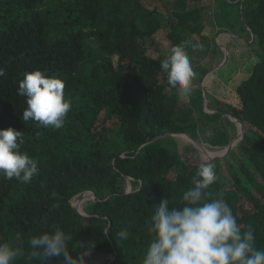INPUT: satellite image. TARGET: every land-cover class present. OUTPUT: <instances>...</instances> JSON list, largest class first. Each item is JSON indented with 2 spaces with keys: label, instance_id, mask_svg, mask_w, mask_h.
<instances>
[{
  "label": "trees",
  "instance_id": "16d2710c",
  "mask_svg": "<svg viewBox=\"0 0 264 264\" xmlns=\"http://www.w3.org/2000/svg\"><path fill=\"white\" fill-rule=\"evenodd\" d=\"M145 1L0 0V67L6 71L0 130L23 132L21 151L40 170L30 183L0 175V242L17 236L24 242L15 264H63V258H33L27 244L56 226L72 235L70 254L76 260L83 255L84 264H143L155 207L165 198L180 207L198 166L209 162L218 175L213 195L223 193L242 231L254 227L257 247L264 248V0H229L238 1L246 38L234 40L237 52L205 81L211 71L194 68L203 86L184 101L168 85L163 60L149 57L154 36L166 22L171 48L163 54L186 41L193 61L208 55L222 31L203 23L202 7H186L198 0H161L152 10ZM193 35L203 43L195 44ZM234 55L243 58L235 73L226 70ZM37 69L65 82L71 110L61 129L22 120L27 104L19 84ZM229 117L243 129L229 153L233 163L226 157L204 161L193 146L182 160L167 143L186 135L226 148L235 128ZM205 129L214 133L203 139ZM126 179L132 192L121 188ZM88 192L96 200L85 218L72 201ZM122 229L125 240L116 237Z\"/></svg>",
  "mask_w": 264,
  "mask_h": 264
},
{
  "label": "clouds",
  "instance_id": "9594fccd",
  "mask_svg": "<svg viewBox=\"0 0 264 264\" xmlns=\"http://www.w3.org/2000/svg\"><path fill=\"white\" fill-rule=\"evenodd\" d=\"M188 42L172 47L161 62L167 75V83L176 90L179 100L193 94V82L198 73L186 51ZM6 71L0 67V77ZM65 82L49 75L45 69L27 72L20 82L18 95L26 97L27 107L23 121H35L44 128L61 129L71 110V101L65 99ZM23 132L9 127L0 130V175L30 183L39 174L38 161L21 151ZM218 175L214 163H201L191 184L183 191L180 207L170 206L169 198L155 207L150 220L151 242L143 264H264V248H258L255 228L242 231L231 207L222 198L223 193L213 195L212 186ZM121 240L128 238L127 230L116 234ZM73 237L63 228L34 236L27 241L33 258L42 261L63 258V264H84L70 254ZM24 242L20 236L15 241L0 242V264H15L24 255Z\"/></svg>",
  "mask_w": 264,
  "mask_h": 264
},
{
  "label": "rangeland",
  "instance_id": "374dc122",
  "mask_svg": "<svg viewBox=\"0 0 264 264\" xmlns=\"http://www.w3.org/2000/svg\"><path fill=\"white\" fill-rule=\"evenodd\" d=\"M144 5L148 7L149 9H155L156 7H159L162 5L161 0H146L144 2ZM173 7V6H172ZM172 7H170L169 10H172ZM187 8L193 9L196 7H202L205 11V15L203 23L208 26L209 28H214L216 33L221 32V34L216 35L215 38V45L212 43L214 41L211 40V51L208 53V55H198L193 61L192 66L193 68H196L198 65H201L205 67L206 69H209L210 71H213V73H216L218 70H220L223 65L227 62L228 56L231 54V52H237V49L239 46H237L234 42V40L237 38L245 39L246 35L243 33L242 29V22H241V16H240V9L238 7L237 1L232 2L229 0H198L197 2L188 1ZM166 22L164 24L163 30L159 31L154 36V45L149 50V57L152 59H165L166 56L162 52V48H164L167 51L171 48V42L168 39V34L170 32V28L168 25H166ZM195 44L203 43L202 39L199 38L197 35H193L190 37ZM227 45V46H225ZM159 46V49L157 48ZM244 47V46H243ZM242 52V51H241ZM235 54V53H234ZM243 58H239V56L234 55L233 61L230 63L229 67H227L226 70H229L230 72H238L240 70L241 62ZM115 63H117V60H115ZM203 86V82L200 83L198 81V76L193 82V89L200 90ZM235 128L230 129V133L232 135L233 141L237 139L239 134L241 133V127L237 124L235 120ZM214 133L213 129H205L203 132L201 131L200 136H202L203 139L208 138ZM171 140H168L167 143L173 148L176 149L182 158V160H185L187 158V152L186 149H191V147H195L197 149V152L199 153L200 157L204 161H211L214 159H222L223 157H226L229 159L232 163L233 161L230 158L229 153L240 143V139L237 142L236 146L226 152V148H214L210 145L203 143L201 141L202 146L204 149H198V147L189 139L186 135H174L170 136ZM211 156V157H210ZM212 156H214L212 158ZM221 168H222V179L226 180L227 177V166L221 162ZM239 169L237 168V171ZM131 180L126 179L121 182V188L126 193L132 192L133 187L131 185ZM95 196L88 192L84 193L81 196H77L73 199L72 205L73 207L85 218H87L89 215L90 208L92 206V202L95 201Z\"/></svg>",
  "mask_w": 264,
  "mask_h": 264
},
{
  "label": "water",
  "instance_id": "95a60500",
  "mask_svg": "<svg viewBox=\"0 0 264 264\" xmlns=\"http://www.w3.org/2000/svg\"><path fill=\"white\" fill-rule=\"evenodd\" d=\"M243 3V2H242ZM243 6V5H242ZM242 8V7H241ZM241 15H242V12H241ZM252 38L254 39V36L252 35ZM254 41V40H253ZM252 41V42H253ZM213 73V71H211V72H209L207 75H206V77L204 78V81L207 79V77L209 76V75H211ZM205 101H206V99H205ZM205 106H206V102H205ZM229 120L230 121H232L234 124H235V122L231 119V117H229ZM237 122V121H236ZM237 124L241 127V125H240V123H238L237 122ZM189 137V139L198 147V149H200V148H202V144H201V142H199V141H197L196 139H193L192 137H190V136H188ZM243 138V129H242V127H241V133L239 134V136L237 137V139L235 140V141H232L229 145H228V147H226V152H228L229 150H231V149H233L235 146H236V144H237V142L239 141V139L241 140ZM158 139V138H157ZM157 139H155V140H157ZM155 140H153V141H155Z\"/></svg>",
  "mask_w": 264,
  "mask_h": 264
},
{
  "label": "bare ground",
  "instance_id": "6f19581e",
  "mask_svg": "<svg viewBox=\"0 0 264 264\" xmlns=\"http://www.w3.org/2000/svg\"><path fill=\"white\" fill-rule=\"evenodd\" d=\"M201 149H204V147L202 146V148ZM211 157V156H210ZM214 156H212V158H213Z\"/></svg>",
  "mask_w": 264,
  "mask_h": 264
},
{
  "label": "crops",
  "instance_id": "0c3cea01",
  "mask_svg": "<svg viewBox=\"0 0 264 264\" xmlns=\"http://www.w3.org/2000/svg\"><path fill=\"white\" fill-rule=\"evenodd\" d=\"M237 3H238V1H237Z\"/></svg>",
  "mask_w": 264,
  "mask_h": 264
}]
</instances>
